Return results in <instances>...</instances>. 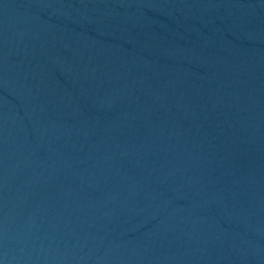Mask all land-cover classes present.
<instances>
[{
  "label": "water",
  "instance_id": "water-1",
  "mask_svg": "<svg viewBox=\"0 0 264 264\" xmlns=\"http://www.w3.org/2000/svg\"><path fill=\"white\" fill-rule=\"evenodd\" d=\"M0 264H264V0H0Z\"/></svg>",
  "mask_w": 264,
  "mask_h": 264
}]
</instances>
